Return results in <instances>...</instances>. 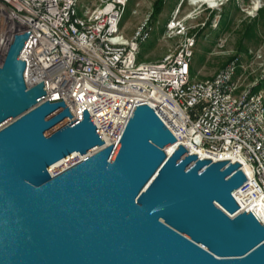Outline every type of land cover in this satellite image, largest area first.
<instances>
[{"label":"water","instance_id":"95a60500","mask_svg":"<svg viewBox=\"0 0 264 264\" xmlns=\"http://www.w3.org/2000/svg\"><path fill=\"white\" fill-rule=\"evenodd\" d=\"M29 33L0 65V264H264V214L233 196L251 169L189 153L149 104L96 151L88 109L27 86Z\"/></svg>","mask_w":264,"mask_h":264},{"label":"built area","instance_id":"2783aa9c","mask_svg":"<svg viewBox=\"0 0 264 264\" xmlns=\"http://www.w3.org/2000/svg\"><path fill=\"white\" fill-rule=\"evenodd\" d=\"M128 4L0 0V65L14 36L30 31L20 54L27 86L45 81L48 100L63 98L72 120L88 109L105 141L96 151L121 140L135 106L149 104L189 153L251 169L253 177L233 191L241 206L236 214L253 201L264 214V93L256 90L261 79L244 86L243 57L235 53L214 76L193 80L198 33L178 13L163 33L178 38L176 48L158 60H139L154 31L152 12L128 37L122 30ZM247 55L260 64L263 78L262 50Z\"/></svg>","mask_w":264,"mask_h":264},{"label":"rangeland","instance_id":"374dc122","mask_svg":"<svg viewBox=\"0 0 264 264\" xmlns=\"http://www.w3.org/2000/svg\"><path fill=\"white\" fill-rule=\"evenodd\" d=\"M155 1L130 0L122 21V30L126 36L131 37L145 15L153 11ZM230 2V0H218L213 5L201 0H165L164 7L154 22V34L143 44L145 51L141 60H158L176 48L178 38H164L160 30L175 13H178L187 16L192 32L198 33L192 62L193 80L203 79L202 74L194 72L198 67L207 71L206 75L213 70L218 72L235 53H239L243 57L245 66L241 76L243 85L251 84L257 76L261 79L260 85L264 80V77L261 78L260 64L253 62L247 53L249 49H261L263 60L260 62L264 68V16L255 37L243 39V28L245 23L258 14L259 10L255 13V9L258 6L264 7V0ZM152 42L154 44L149 48ZM260 90L264 93V85Z\"/></svg>","mask_w":264,"mask_h":264},{"label":"trees","instance_id":"16d2710c","mask_svg":"<svg viewBox=\"0 0 264 264\" xmlns=\"http://www.w3.org/2000/svg\"><path fill=\"white\" fill-rule=\"evenodd\" d=\"M230 1H231L230 3H235V0H230ZM129 2H130V0H129ZM164 2H165V0H156L154 3V8H153L152 15H151L153 25H154V22L157 20L159 14L161 13V11L164 7ZM263 16H264V7L262 6L259 9L258 14L253 19H251L249 22L244 24V28H243L244 37H243V39H250L252 37H255L256 32L259 29L260 24L262 23ZM164 30H165V26L161 28L160 33H164ZM201 31L199 32V34L201 33ZM152 34H154V31ZM153 44L154 43L152 42V45H149L148 47L151 48V46H153ZM144 51H145L144 45H142L141 52L139 54V60H141L143 58ZM192 69L193 68L191 65V72H192ZM262 85H264V80H262L261 84L258 87H256V90H260Z\"/></svg>","mask_w":264,"mask_h":264},{"label":"crops","instance_id":"0c3cea01","mask_svg":"<svg viewBox=\"0 0 264 264\" xmlns=\"http://www.w3.org/2000/svg\"><path fill=\"white\" fill-rule=\"evenodd\" d=\"M199 66H200V65H199ZM196 70H197V71H196ZM194 72L202 74V75H203V79H204V78H209V77L214 76V74L217 72V70H213V71H211V72L209 73V75H206V74H207V71L203 70L201 67H198L197 69H195Z\"/></svg>","mask_w":264,"mask_h":264},{"label":"bare ground","instance_id":"6f19581e","mask_svg":"<svg viewBox=\"0 0 264 264\" xmlns=\"http://www.w3.org/2000/svg\"><path fill=\"white\" fill-rule=\"evenodd\" d=\"M201 1H204V2H210V3H212L213 5H215V2H217L218 0H201ZM172 150H173V147H168L167 152L170 153V152H172ZM83 158H84V157H83ZM241 165H242V164H241ZM245 167H246V166H243V165H242V170H244Z\"/></svg>","mask_w":264,"mask_h":264}]
</instances>
